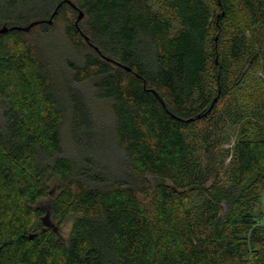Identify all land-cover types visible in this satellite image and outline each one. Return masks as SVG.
Here are the masks:
<instances>
[{
    "label": "trees",
    "instance_id": "trees-1",
    "mask_svg": "<svg viewBox=\"0 0 264 264\" xmlns=\"http://www.w3.org/2000/svg\"><path fill=\"white\" fill-rule=\"evenodd\" d=\"M62 1L0 0V28L75 16ZM69 1L79 31L0 34V264H264V98L243 93L264 72V0H161L171 17ZM83 82L109 103L110 172Z\"/></svg>",
    "mask_w": 264,
    "mask_h": 264
},
{
    "label": "rangeland",
    "instance_id": "rangeland-1",
    "mask_svg": "<svg viewBox=\"0 0 264 264\" xmlns=\"http://www.w3.org/2000/svg\"><path fill=\"white\" fill-rule=\"evenodd\" d=\"M156 6L159 8V11H161L166 17H171L169 13L165 10V8L162 6L161 0H154ZM77 17V14L74 16L71 14V12L64 8L63 11L58 14L51 24V29L49 31L54 37L61 38L62 39V32L64 28V24L66 20L68 19H75ZM83 20L79 23L81 24ZM40 30L38 28H33V31L31 32V36L33 34H38ZM215 40L217 41V37H215ZM60 58V57H59ZM73 87L75 92V99L79 100L80 103L84 102L83 97L90 99L91 104V116H93V119L97 122L95 124L96 132H94L95 137L93 138V144L91 145L93 153L96 155V157L99 159V162L101 165L104 166L106 170L109 172L116 168V157H115V151L113 147H117L116 143L114 141L113 135L110 133V129L113 125V117L110 112L109 103L103 99H100L96 92H94L92 89V83L91 82H83V83H73ZM244 97L246 99H254L257 98H264V72L260 69H255L252 72L251 77H249L248 81L246 82L244 89H243ZM83 98V99H82ZM3 111V104L0 102V120H1V114ZM93 112V115H92ZM105 131H109L106 132ZM84 138V137H83ZM63 152L65 155H72L74 152V148L72 147V143L70 141L69 132L68 129H65L63 132ZM232 142V139H231ZM231 142L229 144H225L224 147H230ZM112 145V146H111ZM122 171L118 170L117 174H122ZM55 193V189L52 186L51 187V194ZM50 199H46L42 202H40L39 206L43 207L44 210L48 214V223L52 226L55 225V221L52 220V217L50 216ZM264 205V201L262 203ZM71 224V219H66L60 228V233L65 238L69 232Z\"/></svg>",
    "mask_w": 264,
    "mask_h": 264
},
{
    "label": "water",
    "instance_id": "water-1",
    "mask_svg": "<svg viewBox=\"0 0 264 264\" xmlns=\"http://www.w3.org/2000/svg\"><path fill=\"white\" fill-rule=\"evenodd\" d=\"M62 3L68 4L71 7H73L74 9H76V11H77V17L75 19L74 25H75L76 29L79 31L78 22L83 18V16H84L83 12L80 11L79 9H77L69 0H63ZM60 5H61V3L58 5V7ZM55 14H56V10L52 13V15L50 16V18L48 20L34 21V22L30 23L29 25H27L26 27H17V26H14V27L7 28V27L3 26V27L0 28V34L6 33L7 31H22V32H27L32 27H34V26H36L38 24H41V23H45L47 25H51L52 24L53 17L55 16ZM84 40H87V38L84 37ZM127 70H129V69H127ZM154 95H155V97H157V95L155 93H154ZM211 107H212V104H211L210 108Z\"/></svg>",
    "mask_w": 264,
    "mask_h": 264
}]
</instances>
